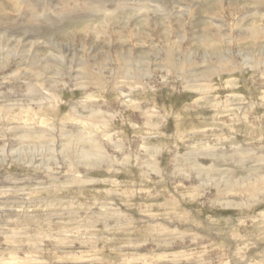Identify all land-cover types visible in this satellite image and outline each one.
I'll list each match as a JSON object with an SVG mask.
<instances>
[{
  "label": "rangeland",
  "instance_id": "374dc122",
  "mask_svg": "<svg viewBox=\"0 0 264 264\" xmlns=\"http://www.w3.org/2000/svg\"><path fill=\"white\" fill-rule=\"evenodd\" d=\"M0 264H264V4L0 0Z\"/></svg>",
  "mask_w": 264,
  "mask_h": 264
},
{
  "label": "bare ground",
  "instance_id": "6f19581e",
  "mask_svg": "<svg viewBox=\"0 0 264 264\" xmlns=\"http://www.w3.org/2000/svg\"><path fill=\"white\" fill-rule=\"evenodd\" d=\"M262 1H264V0H257V3H258V4H264V2H262ZM220 58H221V56H220ZM220 60H221V59H220ZM171 63H172V60H171V62H169V64H171ZM169 64H168V65H169Z\"/></svg>",
  "mask_w": 264,
  "mask_h": 264
}]
</instances>
